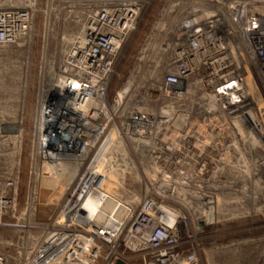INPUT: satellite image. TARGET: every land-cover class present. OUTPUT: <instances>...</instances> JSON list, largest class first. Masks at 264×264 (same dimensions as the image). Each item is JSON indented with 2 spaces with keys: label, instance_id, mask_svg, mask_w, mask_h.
Wrapping results in <instances>:
<instances>
[{
  "label": "built area",
  "instance_id": "2783aa9c",
  "mask_svg": "<svg viewBox=\"0 0 264 264\" xmlns=\"http://www.w3.org/2000/svg\"><path fill=\"white\" fill-rule=\"evenodd\" d=\"M37 1L0 0V53L30 35ZM162 1L175 25L149 77L137 68L149 37L130 76L118 72L142 3L87 14L39 100L31 153L36 165H68L77 182L41 223L36 189L19 211L18 179H0V228L18 236L0 264H198L195 233L213 224L219 196L237 197L239 177L264 166V0ZM118 167L139 177L140 193L127 190L137 203L120 220L116 202L100 222L93 202L110 201Z\"/></svg>",
  "mask_w": 264,
  "mask_h": 264
},
{
  "label": "rangeland",
  "instance_id": "374dc122",
  "mask_svg": "<svg viewBox=\"0 0 264 264\" xmlns=\"http://www.w3.org/2000/svg\"><path fill=\"white\" fill-rule=\"evenodd\" d=\"M108 1L115 0H38L30 35L0 53V179H18L19 211L29 195L32 196L30 189H36L37 222L46 223L49 216H45V211L49 215L55 212L57 216L69 186L77 182L73 177L69 184L64 171L51 166L47 170L31 159L38 103L43 92L54 83L61 61L72 39L82 30L89 11ZM138 1L144 6L143 15L137 32L123 50L118 68L121 81L136 67L148 37L151 43L148 58L137 66L142 76L149 77L154 61L162 58L165 64L169 58L159 50L160 44L169 42L175 25L165 14L169 4L162 0ZM163 24H166L164 30ZM121 81L114 83V89ZM99 166L100 170L105 169V159ZM39 169L49 171L51 176L40 173L37 177ZM120 173L119 168L115 177ZM121 178L125 180L126 190L140 193L139 177L123 174ZM239 178L237 197L224 191L218 198L213 224L195 233L201 249L198 264H264V166L256 177ZM128 191L119 194L114 184L111 199L115 202L121 196L127 199ZM220 200L222 209H219ZM17 237L15 230L0 228V249L7 250V244Z\"/></svg>",
  "mask_w": 264,
  "mask_h": 264
},
{
  "label": "bare ground",
  "instance_id": "6f19581e",
  "mask_svg": "<svg viewBox=\"0 0 264 264\" xmlns=\"http://www.w3.org/2000/svg\"><path fill=\"white\" fill-rule=\"evenodd\" d=\"M113 151H114V149H113ZM121 162L122 161H120V164H121ZM50 166L52 168H58L59 171H64L65 174H63V175L67 176L66 182L70 184L72 178L74 177V172L70 173L71 170H70V167L68 165H65V164H47L45 168L48 170L50 168ZM119 168H120L122 173L118 174V177L117 176L115 177L116 170ZM123 174H124V170H122L121 167L114 168V170L112 171V176H114L116 178V179H114L115 190H117L119 192V194H121L123 192H127V190L124 188V179L121 178ZM128 194H130V193L128 192ZM121 197L122 198L119 199L118 201L124 203L125 207L123 208L122 212L119 214L120 220H122V218H124V216L126 214L125 212H127V208H129V206L131 208L135 207V205L137 203L136 198L132 194H130L127 199L123 198V196H121ZM115 203L116 202L114 200L110 199V201H108L106 204H104V208L101 209V211H99L100 201L97 199L96 201L93 202L95 209L97 210V212H99L98 221L104 222L106 220V216H107L108 212L113 210ZM222 208H223V204H222V201L220 200L219 201V209H222ZM214 214H215V212H214ZM213 216L214 215L212 213L208 216V218L212 220L214 218Z\"/></svg>",
  "mask_w": 264,
  "mask_h": 264
},
{
  "label": "crops",
  "instance_id": "0c3cea01",
  "mask_svg": "<svg viewBox=\"0 0 264 264\" xmlns=\"http://www.w3.org/2000/svg\"><path fill=\"white\" fill-rule=\"evenodd\" d=\"M43 213L45 214V216H47V217L49 216V213L47 214V213H46V211H45V212H43Z\"/></svg>",
  "mask_w": 264,
  "mask_h": 264
}]
</instances>
